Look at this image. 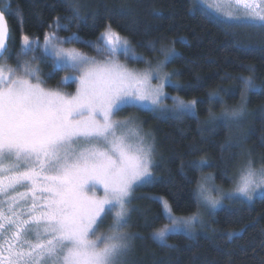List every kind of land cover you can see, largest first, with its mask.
I'll use <instances>...</instances> for the list:
<instances>
[{"label": "snow or ice", "instance_id": "6c2138e0", "mask_svg": "<svg viewBox=\"0 0 264 264\" xmlns=\"http://www.w3.org/2000/svg\"><path fill=\"white\" fill-rule=\"evenodd\" d=\"M228 3L242 14H216L234 26L264 30V0ZM73 10L79 14L77 7ZM59 19L45 35L44 47L54 56L56 69L79 73L61 81L77 79L75 94L43 86L38 67L24 59L36 51L27 35L15 57L23 75H16L17 68L7 63L12 59L7 45L10 29L0 8V264H124L133 239L123 231L129 197L134 186L152 182L154 145L138 132L131 139L121 129L132 120L114 117L129 107L155 112L166 98L164 85L171 83L172 74L161 73L162 64L136 71L112 59L120 52L126 58H143L110 25L96 42L97 51L107 56L103 61L57 47L59 38L53 37L63 27ZM171 52L166 50L165 56ZM153 74L159 81L155 86ZM241 85V100L246 103L247 93L256 88L252 76L242 77ZM173 101L175 110L195 114L196 100L173 97ZM242 115L243 107L225 111L222 119L235 121ZM206 164L202 159L196 166ZM98 187L102 197L95 195ZM257 190H264V168L257 171L249 160L235 190L221 199L240 196L251 201ZM209 191L198 185V207L201 202L212 209L219 206L221 199ZM162 204L169 224L153 233L161 244L166 245L170 233L191 232L201 219L198 213L174 216L168 202ZM108 215H113L111 234L97 235Z\"/></svg>", "mask_w": 264, "mask_h": 264}, {"label": "trees", "instance_id": "16d2710c", "mask_svg": "<svg viewBox=\"0 0 264 264\" xmlns=\"http://www.w3.org/2000/svg\"><path fill=\"white\" fill-rule=\"evenodd\" d=\"M1 5L10 29V64H17L24 35L32 41L44 39L57 18L63 27L56 32L76 40L74 45L83 49L89 48L82 41L97 40L110 25L150 64L172 50L166 68L173 71L176 86L167 90L197 101L194 115L131 107L116 114L139 122L155 146L152 182L135 187L129 202L123 231L133 239L124 264H264V193L251 201L225 198L204 233H170L166 245L153 236L166 223L160 199L176 215L198 209L196 188L203 171L213 176L215 184L229 189L245 160L264 167V30L234 26L193 0H0ZM42 58L40 79L53 86L62 70L49 57ZM133 63L147 62L143 58ZM31 66L35 67L33 62ZM248 76L256 88L247 93L245 103L241 78ZM213 92L218 96H211ZM235 107H243V115L232 128L217 117ZM202 159L207 164L197 167ZM111 220V215L106 216L101 228Z\"/></svg>", "mask_w": 264, "mask_h": 264}, {"label": "rangeland", "instance_id": "374dc122", "mask_svg": "<svg viewBox=\"0 0 264 264\" xmlns=\"http://www.w3.org/2000/svg\"><path fill=\"white\" fill-rule=\"evenodd\" d=\"M193 2L196 5H198L199 7H201L203 10H205L207 13H209L210 15H212L214 17H217L219 19H222V20H225L223 18V15H217L216 14L217 11H219L222 14H227L229 12H231L233 15L242 14V13L237 12L235 6L234 5H230L228 3V0H193ZM208 5H212V7L210 8ZM0 7L4 9L5 6L1 5ZM226 21H229V20H226ZM230 22L234 23L233 21H230ZM237 27H242V25H239ZM50 32H52V31H50ZM101 34L99 36H101ZM119 36L121 38H123V39H126L129 42V40L127 38H125L124 36H122L120 34H119ZM57 37L59 38V42L57 43V47H62V48H65V49H75L76 51L80 52L81 54L86 55V56H88L90 58H95L98 61H103V60H105L107 58L106 54H103V53L97 51V48H96L97 40H94V41H82L83 44L85 45V47L89 48V49H83V48H80V47H77L76 45H74V43L77 42L76 40H70L69 37H64L63 38V36L59 35L58 32H56V36L53 37V41H56ZM44 45H45L44 39L37 40L36 42L33 41V48L40 49V52H36L35 51L32 54V55H35V57H36L35 60L32 59V55H31V56H28L29 60L27 59V61L28 62L31 61V62H29L30 64H32V62H33V66L35 65V67H38L40 65H44V63H43L44 59L42 58V55L49 57L51 59L52 64H53V60L55 58L51 54L50 50H46L45 49ZM129 46L131 48H133L130 42H129ZM135 54H136L137 57H143V55L137 53L136 51H135ZM143 58H144V60L147 63L144 66H140V65L134 64L133 62H139L141 59L137 60V59H132L131 57L126 58L123 55L122 52L117 53V55L115 57H112V59L117 60L119 63L125 65L130 70H136V71H143V70L149 69V68L155 69L158 65L162 64L161 73H171L172 74L171 83L170 84L166 83L164 85V91L166 93V98H164L163 104L161 105V107L159 109H157L155 112L156 113H170L172 115H180V114H182L181 112L175 110V108H174L173 97H179V96L177 94L169 93L168 90H167V86H169V85L176 86V81L173 78V71H171V70L166 68V62L169 60L170 56H167V57L165 56L162 59H160L159 61H157L155 63H151V64L148 63V59L147 58H145V57H143ZM24 59H26V58H24ZM7 63H8L9 66H11L13 68H17V64H10L9 62H7ZM16 75H18V76L23 75V72H22L21 68H17ZM66 75H72L74 77H78L79 73H74L73 74V73H68L67 71L62 70V73L60 75V78H59L57 84H55L53 86H47V85L43 84V86L46 87V88H49V89H59L61 92H64V93H67V94H75L76 91H77V88L79 86L78 80L74 78L72 80H69L68 82L61 83L62 78L64 76H66ZM41 81L43 82L42 79H41ZM151 83H152L153 86H155V85H157L159 83V81L155 78V74H153V78H152ZM179 98H181V97H179ZM185 101L187 102V101H191V100H185ZM238 107H235V109H233V110H237ZM222 113H224V112H222ZM222 113L217 118L222 119ZM130 117L131 116H129V115H123V116L122 115L121 116H116L115 115L114 119L118 120V121H124V120H128V119L132 120V118H130ZM237 120H235V121H226V122L229 123V124L231 123L230 126L232 128H235L236 124L238 123ZM121 131L126 132V134H128L129 137L131 139H133V140L135 139V135L134 134L136 132H138L140 135L144 136L147 141L151 142L154 145V139L149 134L145 133L142 130L141 125H140L139 122H135V121L132 120V123L128 125L127 129H121ZM154 153H155V146H154ZM153 158H154V155H153ZM248 161H249L248 159L245 160L237 168V171H236V174H235V177H234L233 185L229 189L222 188L219 185L215 184V182L213 180V176L209 172H206V171L202 172V174L200 176V179H199L198 185L199 184H204L205 187H207L210 190L209 193H208L209 195H211L214 198L221 199V196H222L223 193H228V192H232V191L235 190V188H236V186H237V184H238V182L240 180L241 170L246 167ZM153 162H154V159H153ZM253 167L257 171H259L261 168H264L261 165L255 164V162H253ZM206 177H211V179L210 180H205ZM198 185H197V188H196V194H197ZM135 187H137V186H134V188ZM19 191H24V189L21 188V189H19ZM263 193H264V190H257L254 193L253 197H257L259 195H262ZM89 194L91 195V193H89ZM95 195L97 197H102L104 195L103 189L101 187H98L96 192H95ZM131 197H132V193H131V196L129 197V200H131ZM225 198L226 197L221 199V203L219 204V206L217 208L225 205V202L223 201ZM227 199H229V198H227ZM160 200H161V202L165 201L164 198H162ZM162 206H163V204H162ZM128 207H129V204H128ZM217 208L212 209V208L208 207L206 204H204L203 202H201L199 204L198 209L195 212L191 213V214L176 215L173 212H172V214L174 216H177V217H188L190 215L198 213L199 216L201 217V219L195 223V225H194L193 229L191 230V232H185L183 230L179 231V232L185 233V234H187L189 236H195L197 234L204 233L206 228L209 227V219L213 216V214H214V212L216 211ZM163 212H164V215H165V218H166V223L161 228H163L165 225L169 224L168 214L164 211V209H163ZM111 217H112V220L111 221H107V224H106L107 226L105 227V229L101 228V226L99 224V231L97 232V235H102V234L103 235H110L111 234L110 231H106V230H108L109 227L112 226L113 215H111ZM93 238H95V237H93ZM126 254H125V256H126ZM125 256L122 258L123 262H124Z\"/></svg>", "mask_w": 264, "mask_h": 264}, {"label": "water", "instance_id": "95a60500", "mask_svg": "<svg viewBox=\"0 0 264 264\" xmlns=\"http://www.w3.org/2000/svg\"><path fill=\"white\" fill-rule=\"evenodd\" d=\"M7 21V20H6ZM8 24V23H7ZM9 38H10V35H9ZM9 38H8V40H7V45L9 46ZM22 44H23V37L21 38V46H22Z\"/></svg>", "mask_w": 264, "mask_h": 264}, {"label": "flooded vegetation", "instance_id": "af4514ba", "mask_svg": "<svg viewBox=\"0 0 264 264\" xmlns=\"http://www.w3.org/2000/svg\"><path fill=\"white\" fill-rule=\"evenodd\" d=\"M37 40H38V39H37ZM37 40H36V41H37ZM34 42H35V41H34Z\"/></svg>", "mask_w": 264, "mask_h": 264}]
</instances>
